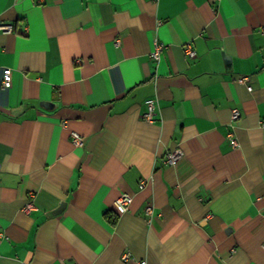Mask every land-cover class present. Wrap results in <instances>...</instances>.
Masks as SVG:
<instances>
[{"label":"crops","instance_id":"0c3cea01","mask_svg":"<svg viewBox=\"0 0 264 264\" xmlns=\"http://www.w3.org/2000/svg\"><path fill=\"white\" fill-rule=\"evenodd\" d=\"M0 24V264H264V0H0Z\"/></svg>","mask_w":264,"mask_h":264},{"label":"built area","instance_id":"2783aa9c","mask_svg":"<svg viewBox=\"0 0 264 264\" xmlns=\"http://www.w3.org/2000/svg\"><path fill=\"white\" fill-rule=\"evenodd\" d=\"M0 28L1 29H5V30H11V25L10 24H0ZM163 48L162 44H158L156 50L154 51V56L155 57H159L160 56V52ZM187 53L190 56H194L196 55V51L193 49L191 44H187ZM12 82V71L10 68H5L3 71V81H2V85L3 87H9L11 85ZM155 110V106L153 103H150L149 105V111L147 113V117L149 119L153 118V113ZM238 111L235 109L234 113H233V118H237L238 117ZM74 134V143L77 144H82L83 143V137L78 134V133H73ZM182 155V151L180 149H175L171 152H169L166 155V162L170 163V164H174L178 161V159L181 157ZM129 202H130V197L123 196L119 201H118V205L123 208V209H128L129 208ZM125 258H128V254L125 255ZM146 262H142V264H145Z\"/></svg>","mask_w":264,"mask_h":264}]
</instances>
